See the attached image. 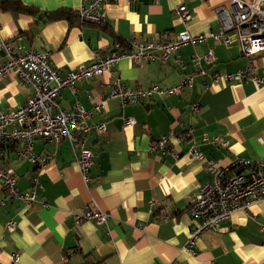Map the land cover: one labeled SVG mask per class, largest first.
<instances>
[{"label": "crops", "instance_id": "crops-1", "mask_svg": "<svg viewBox=\"0 0 264 264\" xmlns=\"http://www.w3.org/2000/svg\"><path fill=\"white\" fill-rule=\"evenodd\" d=\"M180 1L189 14L185 23L172 12L179 0H115L104 6V23L89 24L76 14L80 0H0V43L15 54L47 52L51 65L65 74L107 56L117 43L125 47L131 38L149 40L166 32L174 40L183 31L191 36L217 32L215 10L229 5V0ZM209 50L214 62L202 64L208 73L252 67L264 77V53L247 57L238 42L225 46L207 41L180 47L164 62L136 65L123 59L111 73L78 83L75 96L63 90L60 107L68 111L78 103L91 111L109 93L113 76L128 89L173 87L192 71L190 57ZM205 81L197 77L180 95L155 96L144 103L109 98L102 111L92 112L87 147L94 164L88 186L66 140L34 142V154L48 159L42 169L16 161L19 144L3 145L0 166L12 170L17 190L27 192L33 177L41 188L32 207L20 200L0 205V264H13L15 254V264H264V201L233 212L217 232L204 233L191 252L185 249L193 224L188 203L209 178L205 163L187 155L189 146L223 167L238 158L264 161V85L220 82L204 88ZM30 94L31 88L14 73L0 78L1 109L22 106ZM193 102L199 105L196 114L190 110ZM123 118L136 123L124 128ZM178 120L193 129L191 140L183 144L169 138L178 159L150 153L153 141L178 131ZM99 123L106 125L103 135L93 128ZM213 137L225 140L227 147L212 143ZM91 202L106 214L105 223L75 224L74 215ZM8 222L14 224L11 232Z\"/></svg>", "mask_w": 264, "mask_h": 264}, {"label": "built area", "instance_id": "built-area-1", "mask_svg": "<svg viewBox=\"0 0 264 264\" xmlns=\"http://www.w3.org/2000/svg\"><path fill=\"white\" fill-rule=\"evenodd\" d=\"M115 0H80L76 9L79 20L83 23L100 24L105 22L104 6ZM136 1V0H129ZM157 1V0H155ZM172 12L185 23L189 14L185 5L179 0L173 6ZM219 20V30L207 34L191 36L187 31L179 33L174 40H170L163 32L156 38H131L125 45L115 44L113 50L103 57H96L91 63L81 65L77 69L60 74L49 62L47 52L30 50L15 54L10 46L1 42L0 50L4 57L0 58V78L14 73L22 85L31 88V94L26 102L16 109L0 108V153L5 144H19L15 159L17 162L27 161L36 168H44L48 159L34 154L33 144L37 139L59 143L66 140L74 152L75 165L81 175L83 183L88 186L90 170L94 164V155L87 147V138L91 126L87 122L92 112L104 109L105 101L109 98H119L123 104H138L157 97L176 96L183 90L191 88L197 77L206 78L203 86L208 88L220 82H252L256 86L264 85V77L255 74L252 67H246L231 74L208 73L202 64L211 65L214 56L209 50L203 56L193 54L187 62L192 71L184 74L182 80L173 87L152 84L147 88H126L118 76L111 78L109 93L87 111L78 103L72 109L63 110L60 107L59 96L63 90L76 94V85L104 73H111L117 63L127 59L136 65L152 61H168L180 47L206 43L225 46L238 42L243 55L254 57L264 53V0H229L228 7H217L215 10ZM126 48V49H125ZM176 63L185 64L179 60ZM199 105H190L192 114L198 112ZM135 120L123 118L124 128L133 127ZM178 131H171L169 135L153 141L149 146L150 153H157L162 157L178 159L169 138L173 137L177 145L191 140L193 129L184 126L181 120L176 122ZM98 135L106 132L105 123L94 125ZM204 140H207L204 137ZM210 141L216 145L227 147L228 143L220 137H213ZM193 161L205 163V170L209 178L190 199L187 212L192 220L185 249L192 251L196 241L207 232H217L235 211H246L251 205L264 201V161H250L235 159L229 166H219L214 161L206 159L204 155L190 145L186 151ZM1 196L0 205L10 201L20 200L27 207L36 202L37 190L41 185L36 177L31 179V186L25 193L16 188V178L12 170L0 166ZM74 223L94 220L99 224L106 221V214L94 203H88L80 215H74ZM264 228V227H263ZM7 230L13 231L14 224L7 223ZM18 255L12 256V263L18 262Z\"/></svg>", "mask_w": 264, "mask_h": 264}, {"label": "trees", "instance_id": "trees-1", "mask_svg": "<svg viewBox=\"0 0 264 264\" xmlns=\"http://www.w3.org/2000/svg\"><path fill=\"white\" fill-rule=\"evenodd\" d=\"M19 9H20V7H19Z\"/></svg>", "mask_w": 264, "mask_h": 264}]
</instances>
